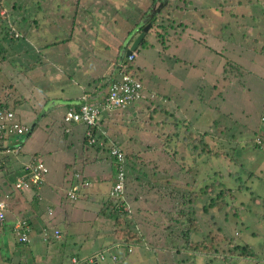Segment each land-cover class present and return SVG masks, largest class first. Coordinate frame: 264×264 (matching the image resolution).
I'll list each match as a JSON object with an SVG mask.
<instances>
[{
    "label": "rangeland",
    "instance_id": "1",
    "mask_svg": "<svg viewBox=\"0 0 264 264\" xmlns=\"http://www.w3.org/2000/svg\"><path fill=\"white\" fill-rule=\"evenodd\" d=\"M35 1L2 0L1 9L5 11V16L8 13L9 19L18 20L22 13L21 6H25L30 9L28 18V14L30 16L34 11ZM38 1L35 4H39L40 11L46 15L39 21L42 30L30 25L25 39L11 41L7 37L6 42H0V104L13 110L16 119L30 129L26 137L19 136L10 141L16 139L23 143L25 159L36 153L45 164L48 169L47 183H53L67 212L71 206L93 212V217L89 215L85 218L90 219L89 225L84 218L76 221L74 229L70 225H63L64 234L55 247L60 250L61 257L67 258V251L70 252L75 243L79 246L84 240L88 242L95 231H103L104 228L98 227L94 221L95 214L99 212L98 203L80 199L79 190L76 199H66L67 182H62L64 165L77 159L80 153L82 127L74 126L71 133L63 135L64 108L58 103L61 99L74 100L81 92L78 86H83V90L91 94L103 91V86L101 90L94 86L103 83L106 80L104 75L111 72L110 60L121 44L119 41L141 16V21L146 22L147 15H151L153 10L155 18L149 23L153 32L148 31L145 36L149 46H138L134 60L142 68L138 73L149 90L148 97L124 109L104 114L101 128L106 134L99 132L102 135L98 133L95 136L98 140L99 136L107 137V140L118 144L123 152L135 157L133 161L139 163L137 165L145 173L126 170L127 193L132 197L131 191L135 190L136 195L144 196L142 200L145 202L141 201L139 208L142 213L143 209L146 210L151 220L163 217L160 214L162 208L169 209L166 215L173 219L175 214L170 208H183L181 211L185 213L195 208V213L202 219L196 216L204 229L202 235L210 229L214 233L216 224L234 241L233 244L244 243L254 252L249 258V261L255 259L256 262L252 264L264 259V131H260L262 145H252L254 138L259 137L257 130L264 126L259 120L264 102V0ZM50 20H53L51 25ZM70 31V37L66 40V34ZM50 41L58 43L45 49L39 47ZM187 61L195 63L198 68H190ZM99 76L103 80L96 82L95 78ZM88 87H94L96 92H88ZM175 120L180 124L177 127L179 133L187 131L190 137L202 140L200 144L196 142L197 150H202L201 155L196 157L197 151H191L192 142L183 139V143L175 145L176 159H171L172 142H166V137L173 135L175 130L172 123ZM66 144L69 148L65 147ZM214 152H220V156L215 157L211 154ZM10 154L20 156L19 152ZM193 155L197 165L190 174L185 171L183 161L186 166L193 167ZM102 156L105 159L101 160L109 163L106 180L102 183L110 189L115 180L114 170L106 153ZM180 157L184 158L182 162ZM70 171L64 173V178ZM219 172L223 175V184L234 189V198L223 211L208 210L202 214L203 201L193 207L188 201L189 188L202 186L210 176V179L218 178L221 176ZM229 172L237 174V183L242 182L245 186L243 189L235 190L236 175L231 178ZM7 173H0V184L14 182L15 175L8 176ZM151 174L155 175L156 181H160L159 184H162L164 177H172V187L168 189L165 184L162 185L163 189L148 187L151 182L147 180ZM135 177H138V182H135ZM82 179L85 180L79 176L75 182L80 183ZM25 190L9 191L28 193ZM148 190H152L148 197H166L164 202L159 203L162 208L157 212L151 210V203L155 201L147 198L145 192ZM105 193L106 199L112 198L108 190ZM8 194L0 193L4 210ZM179 194H183V198ZM53 204L56 212L57 206ZM104 210L106 213L109 211ZM141 216L142 222L149 221L147 216ZM19 219L14 223H18ZM3 222L5 224L6 219ZM167 225L170 229H156L158 234L164 231L163 235H166V238L162 237L163 248L156 257L131 248V253L119 258L121 261L116 264H208L205 255H188L183 250L174 253V244L183 249V243L177 242L181 239L174 240L171 245L173 250L170 251L165 242H170V236L177 234V225L174 220ZM54 228L47 230L49 239H55L52 236ZM13 238L14 235L7 228L0 230V264H11L7 258L17 259L10 255L11 244H8V240ZM39 238L41 240L42 237L39 235ZM97 244L92 246L94 251L98 248ZM225 244L228 245L227 242ZM35 247L41 249L46 246L34 240L28 248ZM121 250H124L123 247ZM38 253L43 257L46 251L38 250ZM180 260L183 262L178 263ZM96 262L114 264L106 260ZM238 262L240 259H233L226 264ZM20 264H31L30 258L25 257ZM80 264L85 263L80 261ZM259 264H264V260Z\"/></svg>",
    "mask_w": 264,
    "mask_h": 264
},
{
    "label": "trees",
    "instance_id": "2",
    "mask_svg": "<svg viewBox=\"0 0 264 264\" xmlns=\"http://www.w3.org/2000/svg\"><path fill=\"white\" fill-rule=\"evenodd\" d=\"M37 1L34 2V5H35L34 11L30 16L28 14V18H27V13H30V9L26 8L25 6H21V10H22L21 12L22 13L20 14L18 20L9 19L8 13H6L7 16H5V15L0 16V42H2V41L6 42L7 37L11 41H13L14 39H20V38L25 39L26 37H28L27 35H28V29H29L30 25L37 27L40 31L42 30V26L40 25L39 21L44 19V17H46V15H43V12L40 11V5L35 4ZM2 7H3L2 0H0V8H2ZM39 12H41L40 15H42V16H39ZM152 12H153V10H152ZM250 16H253V15H250ZM154 18H155V14L153 15V13H151L150 17L147 18L148 20L146 22H143V21H141L143 19L141 16V19L137 20L136 24L134 26L130 27V29L124 34V38L121 41H119V42H121V44L118 46L117 52H116V54H114L113 59L110 60L112 62V66H111L112 69L110 72L111 74L107 73L106 75H104L106 80H103V78L101 79L102 76L96 77L95 78L96 82L103 80V83H99V84L96 83L97 85H95L94 87L100 89L103 86V88H105V85H106L108 79L110 77H112L115 72H127V71H129L130 73L133 74L134 77L137 78V80L141 84V91H140L141 97H142L141 100H144V99H146V97H148L147 91H149V90L146 88L145 85H143V82L140 79V73H138L139 72L138 70H140L142 68L140 67V65L138 63L135 64L134 60H135V57L137 54L136 53L137 47L138 46L139 47L140 46L147 47V45H148V43L145 41V36H146L148 31L153 32L152 28H150V26H149V23L153 22ZM253 18H255V17H253ZM50 22H51V20H50ZM147 25L149 28L148 27L146 28V30L143 32L142 38L138 42L135 49H133V51H135V55L130 56V59H127L126 56L124 55L125 51L127 50V48H129V45L131 44V42L133 41L135 36L139 32H142L143 27H145ZM14 31L17 32L16 36L13 35ZM71 32L72 31H70L69 33L66 34V40H67V38L70 37ZM246 38L249 39V37H246ZM64 39L65 38H63L62 40L65 41ZM57 43H58L57 41H55V42L50 41V42L42 43V44L39 43L40 44L39 47L41 49H45L47 47L56 45ZM103 46H105V45H103ZM250 49H252V48H250ZM187 62H188L187 65L190 66V68H198V65H196L195 63H193L191 61H187ZM83 93H87V92H83ZM149 96L150 97L152 96L151 92H150ZM91 97L94 98L95 93H92ZM76 101L71 100L70 102L68 101V103H74ZM68 103H65V104H68ZM262 106H263V113L262 114H264V102H263ZM3 108H8V107L6 105L4 106L3 104H0V109H3ZM262 114L260 115V117L262 116ZM259 120H260V118H259ZM103 121H104V116L102 115L100 117V119L98 120V123L94 126H88L86 128H83V126H81V125H77V124L66 125L65 123H64L65 124L64 128H63V126H61V124H60V126L62 128L63 135H67V134L71 133L72 127L81 126L82 127V133H81V137H80L81 138V147H89V146H94V145L87 144L85 142V139H84L85 137L83 134L84 130L88 129L90 131V133L93 134L94 136L95 135L98 136L99 132L106 134L103 131V129L101 128ZM260 122L264 123V121H261V120H260ZM172 126L174 127V130H175L173 135L167 136V134H166L164 136V137L167 136L166 142H168V143L172 142L171 153H170L171 159H176L175 158V156H176L175 155L176 154L175 145H177L178 143H183V139H188V141L192 142L191 151H197L196 157L202 154L201 153L202 150H200V149L197 150V147H196V142L200 144V143H202V140L190 137L189 132H187V131H184V134H183V130L181 133H179L177 127L180 126V124L177 120H175L172 123ZM66 128H68V131L65 130ZM260 131H264V126L262 128L260 127L259 131L257 130L259 137H255L254 140L252 141L253 142L252 145L255 147L262 145V142H263L262 135H260ZM29 132H30V129L27 128V131L25 132V134L23 136L26 137V135H28ZM102 133L101 134L99 133V135H102ZM185 134L187 136H185ZM256 139L259 140V143H256ZM99 140L103 141V145L99 146V149H101L100 154H99V156H100L99 158L105 159V157H103L102 154L106 153V158L111 163V165L113 166V170H114V167H115L114 166V159L115 158L113 155H111L109 153L110 143L107 140V137L99 136ZM18 143L20 144V148L17 152H19V155H22L23 154V152H22L23 143L19 142V141H18ZM111 143H113V144L117 145V147H119L118 144H116L114 141H112ZM167 145L166 146L169 147V144H167ZM0 146H1V142H0ZM96 146L98 147V145H96ZM65 147H68V144H66ZM200 148H202V147H200ZM122 152H123V150H122ZM123 153H124L123 156H124V160H125V162H124V164H125V167H124L125 168V175H124L125 184H124V191L122 194L123 200H120L119 197L118 198H109L108 197L106 199L107 203H105L104 208L109 209L107 214L113 220V223L111 225L112 231L110 234V238L112 239V242L110 243V245H112L113 243H120L121 245L125 246V247L122 246L123 249H126V246H131V248L133 246H141L142 243L146 240V236L142 233L143 231L140 230V227H139V229L136 228L137 225H140V226L142 225V221L140 220L142 217L141 216L142 211L140 209H137V208L135 209L134 205L131 202L133 195H132V197H129L130 194L127 193L126 170L132 171V172L135 171L139 174H144L145 172L142 171V168H139L140 166L137 165L139 163L136 164L133 161L135 157H132L131 153H129V152H123ZM211 154H213L215 157L220 156V152H214ZM33 158L38 159V156L36 155V153H33L30 156L28 161L32 160ZM180 159L182 162V160L184 158L180 157ZM38 160H40V159H38ZM143 163H144V161L142 160L141 164H143ZM192 163L194 165L193 167L191 165L186 166V164H184V161H183V166L185 167V171L189 172L190 174L192 173L193 169L195 168V165H197V162H195V155H193ZM234 163L236 164V161H234ZM180 164L182 166V163H180ZM44 166H45V164H44ZM71 167H72V164H67V165L65 164L63 174L66 171L69 172V169ZM21 169H23V163H21V162L19 163L18 157L16 155H14V154L13 155H11V154L5 155L3 153H0V173H1V175H3V172H6V171L8 172L6 174L8 176L15 175L14 176L15 179H14L13 183L6 182L8 184V186L7 185L6 186L9 187L10 191L15 190L14 183H15L16 178H18L20 176ZM46 169H47V167H46ZM47 173H48V169L43 176L44 178H45ZM75 174H77V173H75ZM151 175H152V178H151L150 185L152 184L153 187L151 186L150 188L163 189V186H162L163 184H165L168 189L172 187V182H171L172 177H170V176H168V177L166 176V178L164 177V181H162V184H159L160 181H156L154 174H151ZM228 175L231 178H234V176L236 175V177L234 179L236 181V187H235L236 191L243 189L245 187L244 185L241 184L242 182H240L239 184L237 183L238 176L236 173H230L229 172ZM222 176L223 175L221 174V176L219 175L218 178L214 177L212 179H210L212 177V176H210V178H208L207 180L204 181V184L202 186L197 185L196 189L191 188V187L189 188L188 194L190 195V199H188V198H186V199H188V201L190 203H192L191 205H193V207L197 204V202L203 201L202 206H201V213L202 214L206 213L208 210H209V212L210 211H214V212L223 211V209L228 206V203L230 201L232 202V200L234 198L232 191L234 189L228 188L223 184V182H222L223 177ZM64 181L68 182L65 179H64ZM72 183L73 182H71L69 184L71 185ZM41 184H40V186H41ZM40 186H39V188H40ZM1 188L2 187L0 186V189ZM39 188L34 189V188H31V186H28L25 189L27 191H33L32 198L34 200H39L40 197L35 196V194H38ZM9 190L6 192L8 193ZM1 191L3 192L4 190H1ZM108 191H109V189H108ZM131 192H129V193H131ZM65 196L67 199L66 192H65ZM179 197L183 198V194L182 195L179 194ZM164 198H166V197L164 196ZM262 201H264V199H262ZM126 206H127V208H126ZM170 209H171L172 213L175 214V219H173L172 217H169V219L167 221L169 222V224L172 222V220H174V222H176V225H177L176 228H177V234L178 235L173 234L170 236L171 237L170 242L166 241L167 248L169 250L172 249L171 245L174 244V240H176V239H181V241H177L179 244L183 243V249H179L174 244V248H175L174 253H177V252L179 253L181 250H183V253H187L188 255H191V254L192 255L193 254L205 255L206 258L208 259V264H226L227 262H230L233 259H237V260L240 259V262H242V260L243 261L249 260V258H252V256L254 255V252L251 249H249L246 244H244V243L233 244L234 241H231L229 239V237H227V235H225L224 232H222V229L220 227H218L216 224H214L216 226V227H214V231H213L214 233H212L211 229H210L207 231V233L205 235H202L204 229L202 226H200V223L198 220V219H201V217L195 213V208H191L188 211L189 213L188 212L185 213V211L182 212L181 210H183V208H180V209L170 208ZM161 211H163V210H161ZM165 211L168 214L169 209H167ZM233 214H234V212H233ZM170 215L172 216L171 213H170ZM184 216H185V219L183 220ZM196 216L198 217V219ZM212 218H213V216H212ZM20 219L23 221L25 220L29 224V222L26 219H24V218H20ZM182 221H183V223H182ZM213 223H214V221H213ZM166 227L170 229L169 225H167ZM165 228H162V230L163 229L165 230ZM199 234H200V236H199ZM164 237L166 238V235ZM225 242H227L228 245H226ZM230 242H231V244H230ZM223 246H225L227 248L223 249L224 248ZM121 252H122V254H121ZM119 254L122 255V257H125L127 252L120 250ZM218 258H220V260ZM218 262H221V263H218Z\"/></svg>",
    "mask_w": 264,
    "mask_h": 264
},
{
    "label": "crops",
    "instance_id": "3",
    "mask_svg": "<svg viewBox=\"0 0 264 264\" xmlns=\"http://www.w3.org/2000/svg\"><path fill=\"white\" fill-rule=\"evenodd\" d=\"M51 24H53V20L50 22L49 25ZM78 88L81 92L79 93V95L75 96V99H77L81 94H83V92H86V90H83L84 89L83 86H78ZM88 88H89L88 92H93V91L96 92V89H95L96 87L95 88L88 87ZM61 100L62 101L58 104H61L64 107L67 99L66 100L64 99L65 101L63 99ZM90 147L92 149H90ZM100 151L101 149H99V146L97 147L96 145L89 146V147H81V150H80L79 155L77 156V159H74L73 161H71L72 163L70 162V164H72V167L70 168L71 173L70 174L68 173L69 175L66 176L67 178H64V174H63L62 182L64 181V179H66V181L68 182L70 181L69 183L73 182V183L78 184L79 186L78 192L80 193L78 194V197L80 199H84L87 202L98 203V205H100L99 212L95 214L94 221H96V223L98 224V227L104 228L102 229L103 231H100L98 229V231H95V233L93 234L94 237H92L88 242H85V240L82 241L83 243L79 246H77V244L75 243V245L71 247L70 252L67 251L68 253L67 258L63 259L61 257L60 250L56 249L55 247H56L57 242L60 243V238L64 234L63 225L66 224L65 227L70 225L71 228L74 229V227L76 226L75 224L77 223L76 222L77 220L80 221L82 220V218L85 219L89 215L93 217L92 216L93 212L83 210V208L79 206H78L79 208H77V206H74V207L71 206V209L70 210L68 209L69 211L67 212L66 208L63 206V202H62L60 195L58 196L56 189H54L53 187V183H50V184L47 183V178H46L48 174L47 173L38 191V195L40 197L39 200H34L32 198L33 191H28V193L27 192L26 193H19V192L15 193V192H10V191L8 192L9 193L8 197L5 199L4 219H6V223L5 224L4 222L0 223V230L3 229V227H5L10 231V233H12L11 225L17 218L26 219L30 224V230L28 233L29 242L26 244H20L14 238L11 240H8V244L9 243L11 244L10 245L11 258L16 257L17 259L7 258L6 260L11 261L12 262L11 264H20L22 259H24L25 257H28L30 258L31 264H67L69 262V259L73 257L76 260L83 261L86 264L87 262H85V258L87 256L94 254L96 251L97 253L102 252L105 248L108 247V245H110V243L112 242V239L110 238V234L112 231L111 225L113 223V220L108 216V214L104 210V205L105 203H107L105 202L106 201L105 192L106 190L109 189V186L104 187L102 183L103 180H106V174L108 173L109 163L108 162L105 163L103 160L99 158ZM25 156L26 155L22 154L18 157L19 163L20 162L24 163L29 160L30 157L27 156L25 159ZM75 164H78V166H75ZM75 173H77L78 176L87 180L88 184L85 186H82V185H79L78 181L75 182L77 179L74 176ZM151 178L152 176H150L147 182H151ZM138 181H139L138 177H135V182H138ZM68 182H67V189L70 186ZM6 185L8 186L6 182H2V184H0V186L2 187L0 189L1 194H4L6 191L9 190V187H7ZM147 186L151 187L152 184L151 185L148 184ZM1 190H4V191L2 192ZM12 193H14L13 197H12L13 195ZM132 193H133V197L131 200L132 204L134 205L135 209L136 208L141 209L139 208V203H141V201L145 202L144 200H142V197L144 196L141 194L136 195L135 193L137 192L135 190H132ZM145 193L146 195L151 194L152 190H148ZM147 198L153 199L155 201L154 203H151L153 206L151 210H155L157 212L162 208V206H160L159 203L161 201L164 202V199H165L164 197L163 198L157 197V195L148 197L147 195ZM63 201L65 202L66 200H63ZM53 203H55V205L57 206V211H56L57 214L53 210V205H54ZM48 210H50L49 213H48ZM162 210L163 211H161L160 213L161 216H163L162 218L159 217L154 220L153 219L151 220V217L149 215L147 216V211L143 209V213L141 212V214L144 215L145 217L147 216L146 219H148L149 221L142 222V226L137 225L136 228L139 229L140 227V230L143 231L142 233L146 234V242H143L141 246H133L132 247L133 249H137L138 251H141V253L143 254H146L147 252H149L153 255V257H156L157 252L159 250H162L163 248L162 245L164 243L163 238H165L163 235L164 232L160 231L158 234V230L156 229L159 227L160 229L165 228L167 224L169 223L167 221L169 217H167L166 211L163 208ZM84 215H87V216L84 217ZM85 220L86 222L90 221V219H85ZM87 224L89 225L90 222ZM51 227L52 228L55 227L59 229L61 233L59 239H49L48 238L47 240H43L41 238L40 240L39 235L41 236V230L50 229ZM108 228H109V233H108ZM83 235L84 237H86L85 233ZM34 240L40 241L46 247L41 248V249H36V247L29 249L28 248L29 244L33 242ZM95 243H98L97 244L98 248L96 251H94L95 249L92 248V246H94ZM38 250L46 251V253L42 254L43 257L39 256L40 254L38 253ZM263 251H264V246H263ZM80 253H81V257H79ZM129 253H131V251ZM119 256H120L119 257L120 259L124 258L122 257V255H119ZM144 256L145 255H143V257ZM120 259L116 261H112V262H114V264L119 263L121 261ZM105 260L110 261L108 259H105ZM254 260L255 259H251L250 261L242 260V262H238L236 264H252V262L253 263L256 262ZM262 260L264 259H261L260 261ZM80 261H79V264H80ZM260 261H258V263L256 264H259ZM179 262L182 263L183 261L180 260L178 261V263ZM96 263L97 262L92 263V264H96ZM218 263H221V262H218Z\"/></svg>",
    "mask_w": 264,
    "mask_h": 264
},
{
    "label": "built area",
    "instance_id": "4",
    "mask_svg": "<svg viewBox=\"0 0 264 264\" xmlns=\"http://www.w3.org/2000/svg\"><path fill=\"white\" fill-rule=\"evenodd\" d=\"M4 10L0 8V16H3ZM12 30V29H11ZM14 36L17 32L14 31ZM135 51H130L126 56L130 59V56H134ZM101 90V89H100ZM102 91V90H101ZM95 93V97H91V93L81 94L74 103H68L64 105V111L62 113V121L66 125L77 124L86 128L88 126H94L98 123L100 117L104 114L114 112L119 109H124L127 106L136 103L141 100V84L136 77L133 76L129 71L127 72H115L112 77H110L105 85V88L101 92ZM261 121H264V114L260 117ZM68 131V128L65 129ZM27 131V127L23 126L17 119L16 114L13 110L9 108L0 109V153L5 155L10 153H16L20 144L18 140L14 139L10 141L11 138L23 136ZM84 139L87 144L102 146L103 142L98 140L96 136L90 133L88 129H85ZM14 143V144H13ZM109 153L114 156V183L110 186L109 196L112 198H118L123 200V191L125 184V160L124 153L117 147V145L109 141ZM256 143L259 140L256 139ZM47 169L44 164L33 158L32 160L23 164V169H21L20 176L16 178L14 183V188L17 190H24L26 187L31 186V188L38 189L40 184L44 181V174ZM74 176L79 179L78 174ZM88 184L87 180H81L79 185L85 186ZM24 187V188H23ZM79 186L76 183H72L66 190L67 200L76 199L77 191ZM39 197L38 194H35ZM7 197V195H5ZM127 208V206H126ZM4 202L0 200V223L4 220ZM50 211L48 210V213ZM18 223H12L11 231L14 235L16 241L21 244H26L29 242L28 233L30 230V225L24 220L19 219ZM47 230L42 229L41 236L43 240L48 239ZM52 236L55 239H59L60 231L57 228L52 230ZM125 247L120 243H113L105 248L102 252L94 253L85 258V262L92 264L98 260H105L108 258L110 261H116L119 259V251L121 247ZM127 253L131 251V246H126L124 249ZM98 255V256H96ZM67 264H79V261L75 258H70Z\"/></svg>",
    "mask_w": 264,
    "mask_h": 264
},
{
    "label": "water",
    "instance_id": "5",
    "mask_svg": "<svg viewBox=\"0 0 264 264\" xmlns=\"http://www.w3.org/2000/svg\"><path fill=\"white\" fill-rule=\"evenodd\" d=\"M148 16H150V15H148ZM147 27H148V25L145 26V27H143V31H142V32H139V33L135 36V38L133 39V41H132L131 44L129 45V48H127V50L125 51V56H127L131 50L135 49V47L137 46L138 42L140 41V39H141L142 36H143V32L146 30Z\"/></svg>",
    "mask_w": 264,
    "mask_h": 264
},
{
    "label": "clouds",
    "instance_id": "6",
    "mask_svg": "<svg viewBox=\"0 0 264 264\" xmlns=\"http://www.w3.org/2000/svg\"><path fill=\"white\" fill-rule=\"evenodd\" d=\"M152 13H153V12H152ZM148 17H150V16L147 15V18H148ZM24 163H26V162H24ZM24 163H23V164H24Z\"/></svg>",
    "mask_w": 264,
    "mask_h": 264
}]
</instances>
